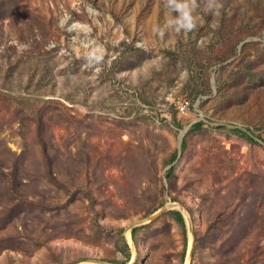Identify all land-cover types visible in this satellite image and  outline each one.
<instances>
[{"label": "rangeland", "instance_id": "rangeland-1", "mask_svg": "<svg viewBox=\"0 0 264 264\" xmlns=\"http://www.w3.org/2000/svg\"><path fill=\"white\" fill-rule=\"evenodd\" d=\"M177 2L0 0V264H264V0Z\"/></svg>", "mask_w": 264, "mask_h": 264}, {"label": "clouds", "instance_id": "clouds-1", "mask_svg": "<svg viewBox=\"0 0 264 264\" xmlns=\"http://www.w3.org/2000/svg\"><path fill=\"white\" fill-rule=\"evenodd\" d=\"M168 7L170 10L178 13V15L167 22L168 26L172 27L176 32L189 31L195 26L187 3L177 2V0H169ZM89 58L99 59V57L94 56Z\"/></svg>", "mask_w": 264, "mask_h": 264}, {"label": "trees", "instance_id": "trees-1", "mask_svg": "<svg viewBox=\"0 0 264 264\" xmlns=\"http://www.w3.org/2000/svg\"><path fill=\"white\" fill-rule=\"evenodd\" d=\"M235 132L239 133L240 135L246 136L248 139H250L249 136L246 135V133L243 132V131H241V130L235 129ZM184 145H185V144L182 142V144H181V149L184 148ZM175 158H176V155H173V156H172V160H174ZM171 169H172V168H169V171H171ZM169 171H168V172H169ZM171 213L174 215V219H175L177 222H179V223L181 224L182 227H184V222H183L182 215H181L179 212H171ZM133 232H134V230H132V233H133Z\"/></svg>", "mask_w": 264, "mask_h": 264}, {"label": "built area", "instance_id": "built-area-1", "mask_svg": "<svg viewBox=\"0 0 264 264\" xmlns=\"http://www.w3.org/2000/svg\"><path fill=\"white\" fill-rule=\"evenodd\" d=\"M188 106L189 102L186 99L180 98L176 102V109L179 113H185L187 111Z\"/></svg>", "mask_w": 264, "mask_h": 264}, {"label": "water", "instance_id": "water-1", "mask_svg": "<svg viewBox=\"0 0 264 264\" xmlns=\"http://www.w3.org/2000/svg\"><path fill=\"white\" fill-rule=\"evenodd\" d=\"M165 211V209H161V210H159L156 214H154L150 219H153V218H155V217H157L158 215H160L161 213H163ZM146 222H148V219H146V218H143V219H140V220H137L136 222H133L132 223V225L130 226V227H134V226H136V225H141V224H144V223H146Z\"/></svg>", "mask_w": 264, "mask_h": 264}]
</instances>
